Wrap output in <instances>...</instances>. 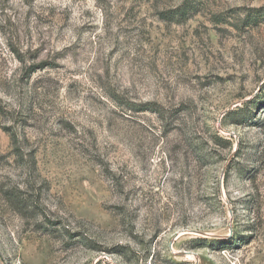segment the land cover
I'll use <instances>...</instances> for the list:
<instances>
[{
    "label": "rangeland",
    "instance_id": "rangeland-1",
    "mask_svg": "<svg viewBox=\"0 0 264 264\" xmlns=\"http://www.w3.org/2000/svg\"><path fill=\"white\" fill-rule=\"evenodd\" d=\"M0 264H264V0H0Z\"/></svg>",
    "mask_w": 264,
    "mask_h": 264
}]
</instances>
